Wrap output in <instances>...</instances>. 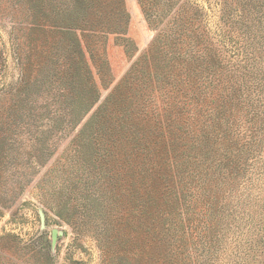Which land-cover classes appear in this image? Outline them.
I'll return each instance as SVG.
<instances>
[{"label": "rangeland", "instance_id": "374dc122", "mask_svg": "<svg viewBox=\"0 0 264 264\" xmlns=\"http://www.w3.org/2000/svg\"><path fill=\"white\" fill-rule=\"evenodd\" d=\"M118 1L91 2L108 31L70 27L86 1L0 0V264L101 263L74 144L135 65L143 108L183 95L221 117L207 179L181 199L187 264H264V0Z\"/></svg>", "mask_w": 264, "mask_h": 264}, {"label": "trees", "instance_id": "16d2710c", "mask_svg": "<svg viewBox=\"0 0 264 264\" xmlns=\"http://www.w3.org/2000/svg\"><path fill=\"white\" fill-rule=\"evenodd\" d=\"M85 1L86 11L74 15L70 27L76 30L80 20L87 28L103 26L110 31L108 24L96 23L108 16L103 10L97 15L101 10L94 8L96 0H73V11L83 10ZM135 67L91 116L89 131L84 130L87 140L74 144L76 153L89 160V183L80 198L87 214L98 218L93 234L101 251L100 264H187L181 199L191 181L207 179L204 163L212 154L211 145L217 143L215 129L221 117L208 111L210 100L198 105L196 98L183 95L175 98L179 106L174 109L172 101L166 111L143 108L146 93H140ZM85 92L83 87L82 96L73 99L79 106L91 107L99 96ZM198 106L208 109L201 112ZM59 216L66 219L62 212Z\"/></svg>", "mask_w": 264, "mask_h": 264}, {"label": "water", "instance_id": "95a60500", "mask_svg": "<svg viewBox=\"0 0 264 264\" xmlns=\"http://www.w3.org/2000/svg\"><path fill=\"white\" fill-rule=\"evenodd\" d=\"M41 219H42V225L45 226V214L43 212H41ZM57 234H58L57 229L53 228V230H52V243H53V245H55V243H56Z\"/></svg>", "mask_w": 264, "mask_h": 264}]
</instances>
